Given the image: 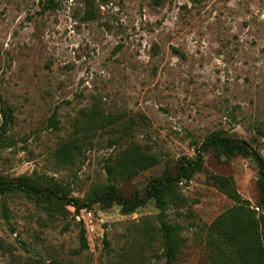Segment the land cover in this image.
<instances>
[{
  "label": "rangeland",
  "instance_id": "obj_1",
  "mask_svg": "<svg viewBox=\"0 0 264 264\" xmlns=\"http://www.w3.org/2000/svg\"><path fill=\"white\" fill-rule=\"evenodd\" d=\"M97 107L118 120L64 158L81 111ZM213 132L264 157V0H0V174L58 196H0V264H169L154 200L133 212L93 202L103 224L85 245L74 202L59 198L90 202L109 157L135 144L160 162L118 185L143 193ZM258 169L250 156L205 152L166 211L182 226L173 264H210L208 226L234 204L214 175L254 206Z\"/></svg>",
  "mask_w": 264,
  "mask_h": 264
},
{
  "label": "trees",
  "instance_id": "obj_2",
  "mask_svg": "<svg viewBox=\"0 0 264 264\" xmlns=\"http://www.w3.org/2000/svg\"><path fill=\"white\" fill-rule=\"evenodd\" d=\"M106 2L107 0H100ZM92 11V10H90ZM12 111L11 107L9 108ZM6 113V112H5ZM12 119L11 114H8ZM76 135L67 140L59 149L64 158H73L76 152H81L84 144L91 143V133L99 129H106L110 122L118 119L114 116L106 117L99 109H84L78 117ZM53 121L57 123L56 115ZM129 120L120 123L124 131L130 129ZM82 131L79 136L78 132ZM194 158H181L175 167V173L168 171L163 176L153 177L143 193L134 191L125 195L118 185L119 180H128L160 162L158 156L141 149L139 144L122 149L109 157L106 164L108 184L104 189L94 193L90 202L81 201L79 198H59L61 203L74 202L78 211L83 206L94 207L93 202L106 205L117 203L124 212H133L138 207L154 200L160 209L161 222L159 231L163 238L165 254L169 264H173L176 252L179 251L183 237L182 226L165 220L169 205L185 200L180 189V182L191 180L194 174L201 170L205 162V152L214 150L218 157L226 155L232 157L242 154L253 157L258 164L259 175V200L253 206L250 199L244 197L236 188L233 178H223L214 175L215 185L234 200V204L213 218L207 229L206 248L210 264H264V157L261 152L248 140L221 132H213L197 147ZM14 192H25L28 195L38 196L57 194L50 187L40 186L27 175L16 178L0 174V196ZM6 214L8 207L4 206ZM81 224V223H80ZM82 225V224H81ZM83 226V225H82ZM83 239L87 245L88 236L83 226Z\"/></svg>",
  "mask_w": 264,
  "mask_h": 264
},
{
  "label": "built area",
  "instance_id": "obj_3",
  "mask_svg": "<svg viewBox=\"0 0 264 264\" xmlns=\"http://www.w3.org/2000/svg\"><path fill=\"white\" fill-rule=\"evenodd\" d=\"M75 216L77 220L85 227L89 234H98L99 227L103 224L93 207L83 206L78 211L75 208Z\"/></svg>",
  "mask_w": 264,
  "mask_h": 264
}]
</instances>
